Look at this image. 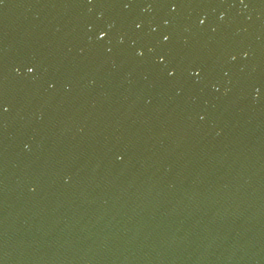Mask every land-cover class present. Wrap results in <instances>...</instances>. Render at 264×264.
<instances>
[{
	"label": "water",
	"instance_id": "water-1",
	"mask_svg": "<svg viewBox=\"0 0 264 264\" xmlns=\"http://www.w3.org/2000/svg\"><path fill=\"white\" fill-rule=\"evenodd\" d=\"M0 264H264V0H0Z\"/></svg>",
	"mask_w": 264,
	"mask_h": 264
}]
</instances>
